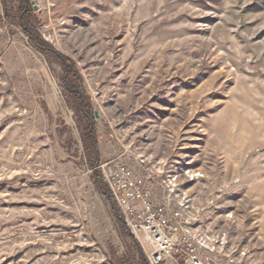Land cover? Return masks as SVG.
<instances>
[{
	"label": "rangeland",
	"instance_id": "rangeland-1",
	"mask_svg": "<svg viewBox=\"0 0 264 264\" xmlns=\"http://www.w3.org/2000/svg\"><path fill=\"white\" fill-rule=\"evenodd\" d=\"M30 2L80 75L98 161L119 156L190 234H224L229 264H264V0ZM64 77L0 19V264H141Z\"/></svg>",
	"mask_w": 264,
	"mask_h": 264
},
{
	"label": "built area",
	"instance_id": "built-area-1",
	"mask_svg": "<svg viewBox=\"0 0 264 264\" xmlns=\"http://www.w3.org/2000/svg\"><path fill=\"white\" fill-rule=\"evenodd\" d=\"M91 170L106 186L110 200L146 264H229L235 261L228 259L222 249L224 234L202 237L190 234L178 208L153 200L145 177L119 156L98 161Z\"/></svg>",
	"mask_w": 264,
	"mask_h": 264
},
{
	"label": "trees",
	"instance_id": "trees-1",
	"mask_svg": "<svg viewBox=\"0 0 264 264\" xmlns=\"http://www.w3.org/2000/svg\"><path fill=\"white\" fill-rule=\"evenodd\" d=\"M2 2L3 15L1 20L8 23L16 24L21 27L22 32L28 37L29 45L40 53L46 60L51 57L60 63L63 68L65 77L63 78L64 99L67 107L72 109L75 117V122L79 128V137L82 149L85 147H92L97 155V140L95 136V123L92 105L85 94L81 85L80 75L76 68L72 65L67 56L61 55L54 50L53 46L45 40L37 31L39 17L36 12L32 10L30 0H0ZM70 62V63H69ZM70 142V139L68 140ZM85 152V150H84ZM86 164L89 167H94L96 158L92 159L83 155ZM94 183L98 190L110 199L109 192L106 186L101 181L100 176L94 173ZM111 212L115 216L118 223H123L121 217L118 215L116 206L113 204ZM141 264H146L143 256L140 254ZM123 260L116 262V264H125Z\"/></svg>",
	"mask_w": 264,
	"mask_h": 264
},
{
	"label": "crops",
	"instance_id": "crops-1",
	"mask_svg": "<svg viewBox=\"0 0 264 264\" xmlns=\"http://www.w3.org/2000/svg\"><path fill=\"white\" fill-rule=\"evenodd\" d=\"M97 162H98V153H97L96 163H97ZM84 164H86L85 160H84ZM86 165H87V164H86ZM87 166H88V165H87ZM90 168L92 169L93 167H90ZM94 173H95V172L92 171V174H93V175H94ZM93 181H94V179H93ZM101 195H102L103 197H107V196H104L102 192H101ZM107 198H108V197H107ZM110 203H111V202H110ZM130 238H131V237H130ZM131 240H132V239H131ZM134 244H135V243H134ZM135 246L137 247L136 244H135ZM138 249H139V248H138ZM138 251H140V250H138ZM139 253L141 254V252H139ZM140 254H139V257H140ZM141 255H142V254H141ZM122 260H123V259H122ZM119 261H121V260H118V262H119ZM123 261H124V260H123ZM124 262H125V261H124ZM114 264H116V263H114ZM166 264H167V263H166Z\"/></svg>",
	"mask_w": 264,
	"mask_h": 264
},
{
	"label": "water",
	"instance_id": "water-1",
	"mask_svg": "<svg viewBox=\"0 0 264 264\" xmlns=\"http://www.w3.org/2000/svg\"><path fill=\"white\" fill-rule=\"evenodd\" d=\"M33 10H36V6L32 3Z\"/></svg>",
	"mask_w": 264,
	"mask_h": 264
}]
</instances>
